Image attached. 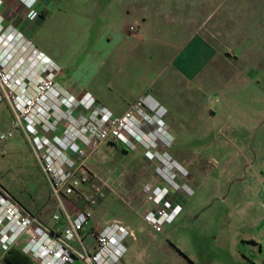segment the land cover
<instances>
[{
	"label": "rangeland",
	"instance_id": "rangeland-1",
	"mask_svg": "<svg viewBox=\"0 0 264 264\" xmlns=\"http://www.w3.org/2000/svg\"><path fill=\"white\" fill-rule=\"evenodd\" d=\"M13 1L18 2L2 0L3 21L21 31L24 24L31 25L36 18L43 19L34 30L33 44L54 64V80L58 85H78L92 74L93 80H100L103 94L113 107L114 112H111L116 115L122 112L120 108L127 107L125 103L131 102L136 96L149 95L147 89H142L130 98V92L143 87L141 81L145 76H154L158 64L143 62L135 57L132 63L134 70L129 72L134 80L128 79L123 83L114 81V75L111 78L115 63L110 60L93 63L84 61L85 52L96 41L100 11L103 4L110 0H62L48 17L44 15L48 13L49 9H46L43 16H37V11L30 19H25L23 14L17 13V9L11 8L10 3ZM21 32L25 36L24 31ZM249 92V89L244 91L243 97L247 98V102L236 103L241 106V110H228L224 107L225 102L220 101L219 109L212 118L198 119L199 123L204 121L210 126L200 129L204 130L202 135L198 136L196 128H191L190 124L181 128L183 146L216 147L218 157L215 155L216 158L209 160L194 157L188 162L190 165H186L185 160L173 159L184 173L177 183L187 187V190L178 189L175 191L177 195L173 196L178 201V208L182 205L181 211L158 231L144 221L146 225L140 233L136 232L135 240L125 243L126 237L123 238L124 250L110 264H264V153L261 156L256 152H248L253 132L250 130L251 135L247 140L243 132L248 128L239 125L245 118L252 119L256 124L261 123L260 131H264V96L248 95ZM123 99L127 101L120 102ZM208 99L205 102H209ZM144 112L152 114L144 108L135 109L132 114L139 130L148 136L150 131L156 130L153 125L146 123ZM226 121H234L235 126H226ZM162 123L165 131L170 132L169 119L165 113ZM14 132L10 137L11 147L15 150L24 148L23 140ZM168 146L159 150L163 149L171 155ZM6 156L5 152L0 155V175L6 166ZM20 158L21 163L27 166L28 173L19 174L14 169L11 170L14 174H8L7 177L21 181L18 193L22 199L30 201L34 197L31 191H35L50 218L51 212L55 210L54 201L48 191H44V183L31 159L25 153H21ZM82 159L88 171L87 178L74 193L63 197L62 202L69 210L81 208L86 204L85 197L93 192L94 186H98L102 196L91 205L93 207L101 202L102 206L98 205L92 213L98 219L106 217L121 220L141 216L151 207L145 188L165 183L160 175L159 162L148 158L139 145L132 149L120 141L106 140ZM9 167H14V159ZM37 223L43 225L39 221ZM26 235L17 240L15 245L20 244ZM84 241L92 244L91 236L84 237ZM165 243L173 248L171 251L175 257L166 253ZM69 264L83 263L74 259Z\"/></svg>",
	"mask_w": 264,
	"mask_h": 264
},
{
	"label": "crops",
	"instance_id": "crops-1",
	"mask_svg": "<svg viewBox=\"0 0 264 264\" xmlns=\"http://www.w3.org/2000/svg\"><path fill=\"white\" fill-rule=\"evenodd\" d=\"M17 1L10 3L11 8L17 9V13L23 14L25 19L32 18L34 15L28 17V8L20 0ZM60 1L62 0H32L29 8L36 10L35 13L38 11L37 16L39 12L49 9L48 13H43L48 17ZM38 19L21 28L32 43L34 30L43 20ZM98 21L96 41L85 52L86 63L110 60L115 63L111 78L114 75V81L123 83L128 79L134 80L129 72L134 70L132 63L135 57L143 62L158 64L154 69V76L141 79L143 87L130 92V98L135 97L140 90L147 89L149 96L164 109L165 116L169 119L168 134L172 138L168 146L171 153L169 156L174 160H185V164L190 165L188 162L194 157L203 160L218 157L216 147L208 149L206 146H183L181 128L190 124L200 136L204 133L200 129L210 126L204 121L199 123L198 119L212 118L213 113L219 109L220 101L225 102L224 107L229 108L228 110H241V106L236 103L247 102V98L243 97L247 89L251 91L248 95L264 96V0H110L103 4ZM92 76H87L78 85L68 83L63 88L73 96L87 91L98 103L113 111L100 87V80H93ZM206 98H209V102H205ZM126 101L123 99L120 102ZM124 109L120 108L121 111ZM10 118V111L2 102L0 131L8 127ZM233 122L226 121V126H235ZM239 125L248 128L243 132L247 140L251 135L250 130L253 132L248 152H256L262 156L264 131H260L261 123L256 124L255 120L245 118ZM253 127L255 128L252 129ZM13 131L14 135L16 133L23 140L24 148L15 150L11 147L10 137L13 136ZM0 142V155L7 153L4 160L6 166L0 175V187L36 221L51 226L48 211H45L36 192L30 188L34 197L30 201L22 199L18 193L21 181L15 177H7L8 174H14L11 172L14 169L19 174L28 173L27 166L21 163L20 158L21 153H25L42 179L44 191H48L38 162L21 130L11 129L10 134ZM12 159L14 167H9ZM174 202L178 201L175 199ZM98 205L101 202L90 208L87 225L96 230L108 221H117L128 232L125 243L135 240L136 232L140 233L146 225L142 215L132 219H98L92 216ZM181 208L182 205L176 214ZM171 249L173 248L165 243L166 253L174 256ZM4 250L0 245V264H4Z\"/></svg>",
	"mask_w": 264,
	"mask_h": 264
},
{
	"label": "built area",
	"instance_id": "built-area-1",
	"mask_svg": "<svg viewBox=\"0 0 264 264\" xmlns=\"http://www.w3.org/2000/svg\"><path fill=\"white\" fill-rule=\"evenodd\" d=\"M28 8V17L35 11L32 0H20ZM0 0V102L10 111L7 128L0 131L4 140L11 129L19 128L38 162L47 190L54 201L51 226L40 225L0 187V245L6 249L15 245L37 264H69L78 259L83 264H110L124 250L126 228L117 221H108L98 229L87 225L91 205L102 196L98 186L85 197L81 208L67 209L62 202L86 180L88 171L82 158L99 143L120 141L129 148L139 145L148 158L159 162L161 186L145 188L151 207L143 220L155 231L169 223L176 214L174 202L178 189L187 187L177 183L184 175L180 165L163 149L171 136L162 123L164 109L149 95L136 96L118 115L98 103L87 91L70 94L54 80L55 66L20 30L5 23ZM144 108L145 121L156 132L145 136L137 125L132 111ZM176 191V192H175ZM177 200V199H176ZM90 235L92 244L84 237ZM16 246V245H15Z\"/></svg>",
	"mask_w": 264,
	"mask_h": 264
},
{
	"label": "trees",
	"instance_id": "trees-1",
	"mask_svg": "<svg viewBox=\"0 0 264 264\" xmlns=\"http://www.w3.org/2000/svg\"><path fill=\"white\" fill-rule=\"evenodd\" d=\"M38 16H43V13L39 12ZM2 261L4 264H37L28 254L22 252L15 245H9L4 250Z\"/></svg>",
	"mask_w": 264,
	"mask_h": 264
}]
</instances>
